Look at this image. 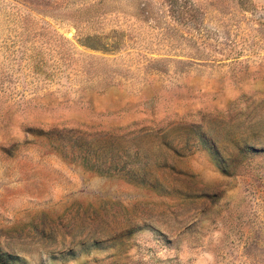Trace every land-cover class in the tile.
<instances>
[{
  "label": "rangeland",
  "instance_id": "obj_1",
  "mask_svg": "<svg viewBox=\"0 0 264 264\" xmlns=\"http://www.w3.org/2000/svg\"><path fill=\"white\" fill-rule=\"evenodd\" d=\"M0 264H264V0H0Z\"/></svg>",
  "mask_w": 264,
  "mask_h": 264
}]
</instances>
